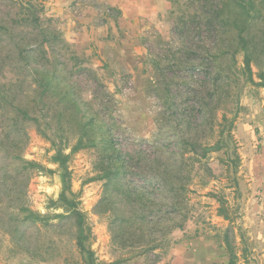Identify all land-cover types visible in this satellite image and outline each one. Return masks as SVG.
<instances>
[{
    "label": "rangeland",
    "instance_id": "obj_1",
    "mask_svg": "<svg viewBox=\"0 0 264 264\" xmlns=\"http://www.w3.org/2000/svg\"><path fill=\"white\" fill-rule=\"evenodd\" d=\"M212 1L0 0V138L9 126L4 146L44 168L27 178L0 151V264H86L80 219L100 264H229L228 248L234 264H264V56L246 81L230 32L207 19ZM43 77L39 127L20 122L13 107L36 101ZM106 138L134 158L121 185L102 175ZM155 158L187 185L185 219L151 206L138 220L120 202L123 186L172 196Z\"/></svg>",
    "mask_w": 264,
    "mask_h": 264
},
{
    "label": "trees",
    "instance_id": "obj_2",
    "mask_svg": "<svg viewBox=\"0 0 264 264\" xmlns=\"http://www.w3.org/2000/svg\"><path fill=\"white\" fill-rule=\"evenodd\" d=\"M195 1V0H194ZM209 13L207 19L211 22L217 23L218 26L214 28V31L217 34L222 32H230V45L233 47L231 50L227 51L231 55V58L234 60L236 53L242 54V63H243V75L246 81L254 82L251 78V62L258 57V54H263L264 56V0H215L209 4ZM39 20V18H36ZM219 45V44H218ZM261 81L256 82L258 85L264 87V76L260 75ZM36 88L34 92L37 94L36 101H33L32 104H29L28 107L14 106V116L20 118V122H31L36 127H39V115L37 111H41V108H45L48 103L50 83L49 80H46L45 77L38 78L36 80ZM0 95L2 93L0 92ZM4 124V123H3ZM12 124V123H11ZM87 122L82 125V130L84 132ZM2 130H4V135L0 138V151L4 158L9 160V163H13L14 160H20V169L21 171L28 176L32 169H44L40 164L29 161L23 158V155L20 152L22 145L17 142L9 141V146H4V139L8 141L10 136L9 126L3 125ZM101 145H103L105 152L102 155V175L106 182L111 183L112 185H121L120 177L124 172H129L132 169L131 158L129 153L121 152L116 149L111 141L106 139L101 140ZM79 143V141L77 142ZM68 155L57 152L53 156L54 161H58L60 166L65 165V160ZM158 162L155 166L153 172L151 173L162 184L161 188L168 189L169 193H172L171 197L162 202L159 197L155 201H149L146 195L148 194L145 187L139 186L135 187L133 191L127 190L123 186L122 198L120 202L123 204H128L131 207L136 206L135 218L138 220H146L149 215L152 214L153 209L151 206H156L157 211L169 213V212H179L182 213V218L185 219V208H186V192L187 185L183 180H179V174L176 171V167L172 166L169 171L166 166L163 168L159 163V159L155 158L154 161ZM114 193L110 195L105 194L100 200V204H112L111 200ZM61 199L66 203L67 208L71 209L70 214L75 216L76 219H79V210L76 209V204L73 200H69L63 193L61 194ZM2 202L0 201V206ZM25 207L19 206L17 208L18 213H22ZM24 220L30 219L33 220L34 216L31 212L24 214ZM83 222L80 219L78 221L79 229L81 230L76 238V244L80 251L86 253V264H100L96 262L93 258V252L87 249L84 245L82 236V226ZM181 229L183 227L182 221L173 224V228ZM156 243V242H155ZM158 243V242H157ZM159 244H151L150 248L158 247ZM229 247V243L227 244ZM230 255L229 264H234L235 255L231 249L228 248Z\"/></svg>",
    "mask_w": 264,
    "mask_h": 264
}]
</instances>
